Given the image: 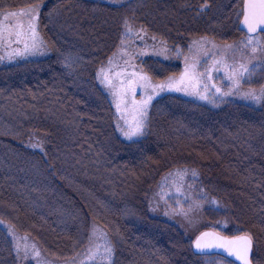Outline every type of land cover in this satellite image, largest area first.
<instances>
[{"label": "trees", "instance_id": "trees-1", "mask_svg": "<svg viewBox=\"0 0 264 264\" xmlns=\"http://www.w3.org/2000/svg\"><path fill=\"white\" fill-rule=\"evenodd\" d=\"M113 1L0 0V11L39 4L53 51L39 60H0V264L17 263L5 225L58 262L79 264L93 225L114 245L112 264L222 260L196 255L181 220L153 211L156 189L183 169L198 173L188 183L199 195L203 189L219 202L201 201V232L253 234L254 264H264V101L212 108L168 95L156 101L150 131L134 144L118 135L114 105L96 80L125 18L184 50L200 37L227 43L244 36V0H207L203 12L205 0ZM65 56L77 61L71 70ZM156 66L148 65L156 79L177 73ZM226 220L233 228H224Z\"/></svg>", "mask_w": 264, "mask_h": 264}, {"label": "snow or ice", "instance_id": "snow-or-ice-1", "mask_svg": "<svg viewBox=\"0 0 264 264\" xmlns=\"http://www.w3.org/2000/svg\"><path fill=\"white\" fill-rule=\"evenodd\" d=\"M40 7L36 4L19 11H0V45L9 49L5 56H0V60L6 57L12 61L16 58L47 54V42L40 36L38 30ZM210 7L211 5L205 0L199 10L203 12ZM242 14L243 24L248 33L244 40L221 47L207 38H201L193 41L189 47L190 55H185L182 49L176 48L175 56L183 57V71L179 75H168L162 80L154 79L149 74L150 70L139 68L134 63L137 57H143L147 55V52L128 51L129 45L125 38L133 34V29L130 20L124 19L121 46L117 53L108 58L105 65H101L96 72V77L110 94L116 109V128L128 141L138 144L137 138L147 136L150 131V112L154 107L153 101H156L158 97L163 99L165 94L182 93L195 100L206 101L218 106V103H222L226 98L241 92L242 81L246 82L256 70L257 65L264 63L260 60L255 63L252 60L244 61L245 53L251 57H256L257 54L264 56V37L257 35L258 30L264 32V0H245ZM51 15L53 13H49V16ZM143 32L144 29L141 28L136 35ZM160 43L161 47L156 51V55L171 58L168 56L170 50L165 43L163 41ZM209 45L216 50L215 54L207 51ZM237 52L241 53L240 61L235 59ZM117 55L123 60V65L115 62ZM76 62V59L71 56H65L63 59L64 67L69 70ZM214 73H222L226 78L229 85L227 91L217 86L213 78ZM138 89L142 92L139 99H137ZM243 96L252 101L261 102L264 101V90L259 94L256 90H249L243 93ZM32 146L42 147L39 143ZM188 171V169L177 170L174 175L182 178ZM191 173L193 178L198 176L195 169H192ZM175 194L185 195L180 186L176 188ZM202 200H208L212 205H219L217 200H209L207 193L200 189V199L193 200L192 206L201 207ZM165 204H167L166 199ZM153 210L155 211V208ZM177 211L172 208L167 210L165 215H175ZM179 214L188 215L183 208L179 209ZM0 223L3 221L0 220ZM8 231L15 240L11 225H8ZM98 238H102L104 242L96 243L95 240ZM254 243L255 237L249 232L226 237L216 231H205L196 237L193 247L198 253H205L211 249H222L228 256L235 257L239 264H254ZM14 247L17 258L26 260L29 255H33L39 261L41 253L35 245H31V252L27 244L21 245L16 242ZM79 255L77 254V257ZM113 255L114 248L111 241L107 239V234L93 225L92 235L88 238L86 254L79 264H97V261H100V264H112Z\"/></svg>", "mask_w": 264, "mask_h": 264}, {"label": "rangeland", "instance_id": "rangeland-1", "mask_svg": "<svg viewBox=\"0 0 264 264\" xmlns=\"http://www.w3.org/2000/svg\"><path fill=\"white\" fill-rule=\"evenodd\" d=\"M98 1L106 2L109 4H115L117 2V1H113V0H98ZM131 1L132 0H120L119 2L122 4H125V3L128 4ZM21 19H23V18H21ZM40 19L41 18H40V10H39L38 30H39L40 36L43 37V39L46 41V39L44 38V36L41 32ZM131 26L133 29V34L131 36L125 38L126 42L129 45L128 51H137V52L145 51V52H147V55H145L143 57H137L134 61V63L139 68H143L145 70H148V65L150 66L151 64H158L159 66H156V67H158L164 73L166 72V70H170L172 68H174V71H177V73H175L176 75H179V73L183 71V57H176L175 56V49L176 48H172L170 46V44H168L167 41H165L164 39H161L159 37H155L156 39L153 40L152 38L154 36H152L149 32L146 31V29H144L142 26H140L136 23L131 22ZM141 28L144 29V32L140 33L139 35H136V33H138ZM259 37H263V35H259ZM201 38H207V39L213 41L216 45L222 47L226 44H237L240 41L244 40L246 38V35L241 36L236 41L227 42V43H221V42H219L213 38H210V37H200V38H197L196 40H200ZM161 41H163L165 43L166 47L170 50L168 53V56L171 58H166L164 55H156V51H158L161 47V43H160ZM192 43L193 42H191L189 44L187 49L183 50L185 55H190L189 47L192 45ZM47 45H48L47 54L40 55V56L28 57V58H20V59L39 60V59H43V58H49L50 56L53 55V51H52L51 47L49 46L48 42H47ZM13 46H15V45H13ZM120 46H121V40H120V43L117 47V50L114 53L118 52V49L120 48ZM7 50H9V49H6L3 45H0V56H5V53ZM207 51H209L213 54L216 53V50L212 49L210 45L207 47ZM113 54L110 57H112ZM220 55H223V53H220ZM235 59H236V61H240L241 60V53L237 52L235 54ZM3 60L8 61V59L6 57ZM248 60H252L253 63H255L257 60L264 61V56L257 54L256 57H251V56L247 55V53H245L244 54V61L247 62ZM115 62L123 65V60L120 58L119 55L116 56ZM105 64L101 63V65H105ZM101 65L99 67L97 66V70L101 67ZM213 78H214L217 86H220V87L224 88L225 91H227V88L229 87V85H228L226 78L223 76L222 73H214ZM154 79H156V78H154ZM96 80H97V78H96ZM156 80H159V79H156ZM97 82H99V81L97 80ZM257 84H261V86L255 87L254 85H257ZM101 87L103 88V90L106 92V94L109 96V98L112 101V98H111L110 94L108 93V91L104 88L103 85H101ZM249 90H256L257 94H259L262 90H264V63H260L257 65L256 70L253 72L252 76L247 79L246 82L242 81L241 92L239 94H235L233 96L226 98L222 103L229 101V100H236V101L244 102L247 104L258 105L259 102L252 101V100L247 99L243 96V93L248 92ZM141 95H142V92H141V90L138 89L137 90V99H139ZM168 95H176L179 97H183L187 100H191V101H194L195 103L202 104V105L204 104V105L210 106L212 108H218L222 104V103H218V106H214V105H212L206 101H199V100H195L194 98L187 97L182 93L165 94L164 97H166ZM159 99H161V98L158 97L157 100H159ZM156 101H153L154 105H155ZM112 103H113V105H114L113 107L115 109V104L113 101H112ZM114 111H115V118L113 121V125H114L115 129L117 130L118 135L122 139L128 141L127 138L124 137L119 132V130L116 128V109ZM151 112H152V110H151ZM151 112H150V116H151ZM37 137L38 136H36L35 138H37ZM137 139L140 140L142 138H137ZM188 181L191 183H195L198 181V177L193 178L192 173L190 174L188 172L182 178L177 177V176L172 177V178L170 176L167 177L164 181L165 185H162L161 188H158V191L156 189L154 195H152V197L155 196V201L152 199V197H151V200H153V206L155 208V211L153 210L154 212L161 211V212L165 213L167 210L172 209V208H175L178 210L177 214H175V215H165V214L164 215L167 218L172 219L173 221L175 220V218L181 220V221L176 220V222H178V224L181 225L180 227L183 229L184 234L188 238H192V246H193L194 239L201 232V230L205 227L204 224H206L207 222L204 219V215H201V213H200V210L202 209L203 206H201L199 208H195L192 206L193 200L199 199L200 195L198 193L199 190H194L192 188V184L188 183ZM178 186H180L182 192L185 193L184 196H180V195L175 194V190ZM165 199L167 200V204H165ZM180 208H183V210L185 212H187L188 215L185 216V215L179 214ZM223 223H224L223 224L224 228H227L228 226L233 228V226L230 224L231 222L229 220H226ZM5 226H6V229L8 231V225H5ZM96 227L99 230L103 231V228H101L97 225H96ZM13 231L15 233L16 239L15 240L13 239V237L9 233V231H8V236H9V239L12 243L14 251H15V247H14L15 243L19 242L21 245L27 244L29 246V251L31 252V245L36 246V244L33 242L34 240L32 238H30V236H28V235H23L14 229H13ZM107 239L109 241H111L108 236H107ZM95 242L102 244L104 242V240L102 238H98L95 240ZM111 243H112V241H111ZM112 245H113V243H112ZM36 248L40 251V249L37 246H36ZM113 248H114V245H113ZM40 253H41V255L39 257V261L33 255H29V257L26 260L25 259H19L16 256V258H17L16 264H26L28 262H30L32 264H73V263L66 262V261L58 262V261H55L57 259L50 258L48 255L43 254L41 251H40ZM220 258L222 260L211 259L208 261V263L209 264H236L235 262H233L229 259H226L223 257H220ZM114 259H115V248H114V255L112 257V262L114 261ZM99 263H100V261H97V264H99Z\"/></svg>", "mask_w": 264, "mask_h": 264}, {"label": "water", "instance_id": "water-1", "mask_svg": "<svg viewBox=\"0 0 264 264\" xmlns=\"http://www.w3.org/2000/svg\"><path fill=\"white\" fill-rule=\"evenodd\" d=\"M244 6H245V0H244ZM244 6H243V10H244ZM239 30H240L241 32L246 33V34L248 35V33H247V29H246L245 25L243 24V15H242L241 21H240V23H239ZM261 33L264 34V32H260V31L258 30L257 35H258V34H261ZM205 231H215V230H205ZM205 231H203V232H205ZM216 232H217V231H216ZM219 233H220V232H219ZM220 234H221V233H220ZM221 235H223V234H221ZM223 236H226V235H223ZM226 237H233V236H226ZM193 249H194V247H193ZM253 250H254V247H253ZM194 252H195L196 254H198V255H220V256H223V257H225V258H228V259L232 260L233 262L239 264V261H237V260L235 259V257L228 256V255H227L222 249H211V250H208V251L205 252V253H198V252L194 249Z\"/></svg>", "mask_w": 264, "mask_h": 264}]
</instances>
